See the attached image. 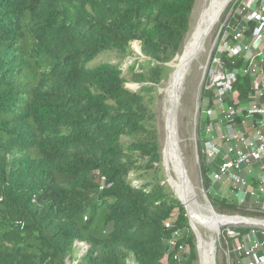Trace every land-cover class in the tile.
Instances as JSON below:
<instances>
[{"label": "trees", "instance_id": "1", "mask_svg": "<svg viewBox=\"0 0 264 264\" xmlns=\"http://www.w3.org/2000/svg\"><path fill=\"white\" fill-rule=\"evenodd\" d=\"M195 1L0 0V264L195 260L184 207L160 175L151 113ZM134 42L141 54L125 72L139 88L130 91L122 64ZM221 59L229 69L242 63ZM251 90V76L238 75L237 106ZM168 98L167 89L164 106ZM199 154L208 191L212 167ZM210 199L214 209L236 210ZM228 227L237 257L234 240L256 228ZM76 243L86 245L80 257ZM180 246L190 249L187 261L176 259Z\"/></svg>", "mask_w": 264, "mask_h": 264}, {"label": "built area", "instance_id": "2", "mask_svg": "<svg viewBox=\"0 0 264 264\" xmlns=\"http://www.w3.org/2000/svg\"><path fill=\"white\" fill-rule=\"evenodd\" d=\"M246 9L249 12L244 11ZM231 19L233 20L226 19L223 22L219 42L213 50L214 56H210L209 64L204 69L202 90L203 93H211V98L206 96L201 106V115H204L205 121L211 120L207 124L203 121L201 133L204 134V140L210 144H217L213 137L215 135L218 143L224 141L226 150L223 160L215 164L214 159L220 151L213 147L207 152L205 162L212 167L209 174L212 184L225 179L233 182L236 187L246 186V179L241 175L243 169H247L244 173L247 174L253 162L259 163L262 171L258 175L260 185L246 191L244 197L252 201H264V0H248L243 9L232 15ZM251 22L254 23V27L250 30ZM247 32H250L249 36ZM221 55H225L227 59L239 58L242 60L241 66L229 69ZM238 75L251 76L252 93L245 108L237 106V93L232 91ZM210 101L212 106L209 104ZM212 108H217L220 116H212ZM216 122L223 126V131L218 132L219 127L215 129ZM166 227H169V224ZM261 227L264 229V225ZM226 234L231 238L232 233L228 231ZM176 236L174 233L169 241L171 248L176 245ZM252 237H260V240H252ZM246 239L256 242L251 251H246L239 243H236L233 251L244 258H251L250 264H263L252 251L264 247V231L259 233L258 230H252L243 238L242 243ZM75 245L79 246L80 243ZM182 247L180 246L179 250Z\"/></svg>", "mask_w": 264, "mask_h": 264}, {"label": "rangeland", "instance_id": "3", "mask_svg": "<svg viewBox=\"0 0 264 264\" xmlns=\"http://www.w3.org/2000/svg\"><path fill=\"white\" fill-rule=\"evenodd\" d=\"M248 0H231L223 13L221 14L218 22L206 38L204 42L203 51L200 52L197 57L190 63L187 73L183 79V82L181 84V87L179 89V104L178 109L176 113V133H177V142L178 147L184 162V166L186 169V172L188 174V177L190 178V181L194 187L196 196H197V202L202 205L206 206L208 203H211L210 196L214 197L215 199L222 200L227 205H233L236 210H219L214 209L216 213L222 216H240L248 219H254L256 221H263L264 222V209H263V200L258 201H252L247 199V197H244V193L246 191H249L250 189L253 190L257 187L259 184V180L252 179V181H246V186L242 187H236L233 182L222 180L219 183L212 184L208 191H205L201 173H200V154H199V148H201V157L204 159V162L206 161V154L208 151H210L213 147L219 149L220 154L217 155V158L214 159V163L218 164L223 160V156L225 155L226 146L224 145V141H221L218 143V138L214 135V140L217 144L213 143L210 144L209 142L205 141L204 139L200 142L201 137V130L203 121L205 122L204 115H201V106L203 101L205 102L206 94L203 93L202 90V80L204 76V69L209 64L210 56L212 55V52L215 48V46L218 44L221 34V27L223 22L228 19H231V16L235 13L240 12L243 7L247 4ZM208 1L207 0H196L190 15V22H189V31L185 36L183 45L179 51V53L175 56V58L168 63L166 66L170 68V70L167 73V77L165 80L161 82V84L156 88V91L154 92V103L151 107V113L154 116V123L156 127L157 132V142L158 147L161 152V162H160V175L164 178V183L167 184V175L164 170L163 166V160H162V153H163V147H164V131L163 126L165 125V118L167 113V106L168 101L166 103V106H164L165 101V94L166 90L168 89L169 95H170V86L169 81L172 76V73L174 72V65L177 62V59H179L184 45L196 27L204 9L207 7ZM227 10V11H226ZM226 11V12H225ZM246 12H249L248 9L244 10ZM132 49V55L129 57L130 59H126L124 63L122 64V68L124 71V75L127 76L125 72V68L127 65H129L135 57L139 55V44L137 42H134L131 45ZM112 63H115L114 60L111 61ZM205 82V80H204ZM203 82V84H204ZM125 87L130 91H136L139 88V85L132 82L130 76L126 77V83ZM228 99H231L228 97ZM169 100V98H168ZM214 117L216 115L220 116V112L217 108H212ZM223 119V117H222ZM204 137V136H203ZM158 167V166H157ZM247 171L246 168L242 171L243 173ZM152 172H150L151 174ZM150 174L148 175V178L151 179ZM245 175V174H244ZM244 177V176H243ZM134 184H139L136 180H133ZM168 185V184H167ZM170 188V187H169ZM239 192V193H238ZM210 195V196H209ZM244 199V200H243ZM244 202H243V201ZM183 206V205H182ZM252 207V208H251ZM243 225V224H242ZM229 225H224L219 228L218 231V237H217V243H216V251H215V264H250L252 262L251 258H244V257H234L231 254V251H229V246L227 245V241L224 238V233H232L230 237L234 239V232L232 229L227 227ZM244 226H250L255 227L256 230L261 233V231H264L261 226L256 225H244ZM200 233L204 237L206 241H210L213 237L212 234L206 230L205 228L200 227L199 228ZM252 231V229H250ZM249 231V233H250ZM260 240V237H252V240ZM250 241V239H246L245 242H241L243 248L246 251H251L253 246L256 244L255 241ZM79 249L76 250L74 255L76 257H80L81 254L84 252L86 245L80 243L78 246ZM236 248V241L234 240L232 249ZM195 249H196V241H195ZM244 250V251H245ZM254 255L258 258H260L264 264V247L253 249L252 251ZM190 255V249L188 246H183L182 249L178 250L177 252V260L178 261H187L188 257ZM164 264L166 263V260L164 259L162 261ZM71 264V263H67ZM73 264V263H72ZM126 264H135L133 260L127 259ZM190 264H200L199 255L196 249V258L193 260Z\"/></svg>", "mask_w": 264, "mask_h": 264}, {"label": "bare ground", "instance_id": "4", "mask_svg": "<svg viewBox=\"0 0 264 264\" xmlns=\"http://www.w3.org/2000/svg\"><path fill=\"white\" fill-rule=\"evenodd\" d=\"M207 1L208 5L204 9L196 27L188 37L183 51L179 59H177L176 64L174 65V72L172 73L169 81L170 95L168 100L165 125L163 126L164 147L162 160L164 170L167 175V180L175 196L180 199L183 206L189 211L190 221L198 231L199 236L197 241V248L201 256L200 264H215V251L219 228L224 226L227 222H236L239 219H226L219 217L217 215L218 213H215V211L212 212L207 205L202 206L197 202V196L190 178L188 177L186 169L184 175L180 165V161L175 153V147H178L176 120H174L172 124H169L171 104L175 99H179V93H176V95H174L173 90L176 89V92L179 91L183 79L187 73V69L190 65L187 64V61L190 59V57H192V55H194L197 51L198 54L203 51L204 44L203 46H200V39L205 33V30L210 21L214 19L225 0ZM244 222H249L251 224L259 223V221L253 220H244ZM200 227L205 228L212 234L213 237L210 241H206L204 239L199 231Z\"/></svg>", "mask_w": 264, "mask_h": 264}, {"label": "water", "instance_id": "5", "mask_svg": "<svg viewBox=\"0 0 264 264\" xmlns=\"http://www.w3.org/2000/svg\"><path fill=\"white\" fill-rule=\"evenodd\" d=\"M230 1H231V0H225L224 3L222 4V6L220 7L218 13H217L216 16L214 17V19H212V20L210 21L209 25L207 26V28H206V30H205V33L203 34V36H202L201 39H200V46H203V44H204L206 38L208 37V35L210 34V32L212 31V29L214 28V26H215L216 23L218 22V20H219L221 14L223 13V11L225 10V8L227 7V5L229 4ZM140 54H141V53H140V50H139V55H140ZM197 54H198V51H197L194 55H192V57H190V59L187 61V64H190L191 61H193V60L196 58ZM176 93H179V92H178V91L176 92V89H174V90H173V94L176 95ZM178 104H179V99H178V100L175 99V100L172 102V104H171V107H170V114H169V124H172L173 121L176 120V113H177V109H178ZM175 153H176V155H177V157H178V159H179V161H180V165H181L182 171H183V173H184V175H185V168H184V164H183V161H182V158H181V153H180V150H179L178 147H175ZM167 184H168V186L170 187V189L172 190V188H171L169 182H167ZM172 192H173V190H172ZM173 193H174V192H173ZM174 195H175V194H174ZM177 199H178V198H177ZM178 200H179V202L182 204V202L180 201V199H178ZM182 205H183V204H182ZM207 206L210 208V210H211L212 212H214V209H213V207L211 206L210 203H208ZM183 207H184V206H183ZM184 210H185V212H186V217L188 218V223H189L190 229H191V231H192V233H193V235H194V237H195V241H196V249H197V252H198V255H199V259H200V262H201L200 252H199V250H198V248H197V241H198V236H199V234H198V231L196 230V228L194 227V225L192 224V222L190 221L189 211H188L187 208H185V207H184ZM215 213H216V212H215ZM217 215H218L219 217L226 218V219H227V218H228V219H239V220H237L236 222H227V223H225V225H238V224H243V225H256V226H257V225H258V226L264 225V224H263V223H264L263 221H259V223H257V224H251V223H249V222H244V220H247V221H249V220L256 221V220H254V219H248V218H244V217H240V216H222V215H219V214H217Z\"/></svg>", "mask_w": 264, "mask_h": 264}, {"label": "crops", "instance_id": "6", "mask_svg": "<svg viewBox=\"0 0 264 264\" xmlns=\"http://www.w3.org/2000/svg\"><path fill=\"white\" fill-rule=\"evenodd\" d=\"M217 122H218V120H217ZM216 122V124H214V126H215V129L217 130V129H219V130H217L218 132L219 131H223V126L221 125V124H219V123H217ZM217 127H219V128H217ZM239 129H240V126H239ZM215 166V165H214ZM251 169H250V172L249 173H247V174H245L244 175V173H243V176H244V178L246 179L245 181H252V179H255L256 181L258 180V175L260 174V173H262V171L260 170V168H259V163H257V162H253L251 165ZM241 175H242V173H241ZM260 184H258L257 186H259Z\"/></svg>", "mask_w": 264, "mask_h": 264}]
</instances>
